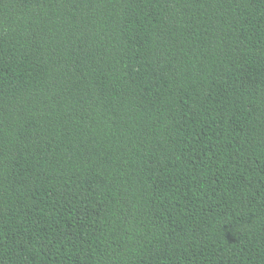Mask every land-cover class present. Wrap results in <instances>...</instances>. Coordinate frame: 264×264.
<instances>
[{
  "label": "trees",
  "instance_id": "16d2710c",
  "mask_svg": "<svg viewBox=\"0 0 264 264\" xmlns=\"http://www.w3.org/2000/svg\"><path fill=\"white\" fill-rule=\"evenodd\" d=\"M0 264H264V0H0Z\"/></svg>",
  "mask_w": 264,
  "mask_h": 264
}]
</instances>
